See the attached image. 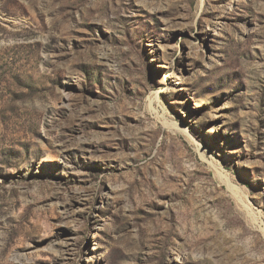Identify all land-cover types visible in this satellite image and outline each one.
I'll use <instances>...</instances> for the list:
<instances>
[{
	"label": "rangeland",
	"instance_id": "obj_1",
	"mask_svg": "<svg viewBox=\"0 0 264 264\" xmlns=\"http://www.w3.org/2000/svg\"><path fill=\"white\" fill-rule=\"evenodd\" d=\"M0 264H264V0H0Z\"/></svg>",
	"mask_w": 264,
	"mask_h": 264
}]
</instances>
